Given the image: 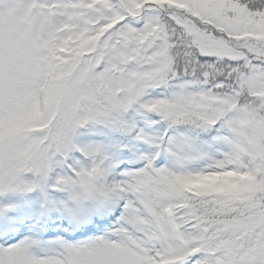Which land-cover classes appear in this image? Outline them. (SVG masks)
<instances>
[{"label":"snow or ice","instance_id":"snow-or-ice-1","mask_svg":"<svg viewBox=\"0 0 264 264\" xmlns=\"http://www.w3.org/2000/svg\"><path fill=\"white\" fill-rule=\"evenodd\" d=\"M0 264H264V0H0Z\"/></svg>","mask_w":264,"mask_h":264}]
</instances>
